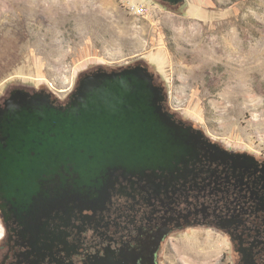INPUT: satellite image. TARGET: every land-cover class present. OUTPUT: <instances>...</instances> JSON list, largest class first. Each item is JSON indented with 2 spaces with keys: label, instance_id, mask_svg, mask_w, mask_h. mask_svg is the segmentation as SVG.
<instances>
[{
  "label": "rangeland",
  "instance_id": "obj_1",
  "mask_svg": "<svg viewBox=\"0 0 264 264\" xmlns=\"http://www.w3.org/2000/svg\"><path fill=\"white\" fill-rule=\"evenodd\" d=\"M7 1L0 105L13 89L43 90L65 104L85 73L142 65L164 89L168 112L264 160V0ZM212 245L185 238L174 247L185 261L204 249L207 264Z\"/></svg>",
  "mask_w": 264,
  "mask_h": 264
},
{
  "label": "flooded vegetation",
  "instance_id": "obj_2",
  "mask_svg": "<svg viewBox=\"0 0 264 264\" xmlns=\"http://www.w3.org/2000/svg\"><path fill=\"white\" fill-rule=\"evenodd\" d=\"M198 146L171 173L117 175L103 203L0 216V264H203L180 260L185 238L212 241L207 264H264V160Z\"/></svg>",
  "mask_w": 264,
  "mask_h": 264
},
{
  "label": "water",
  "instance_id": "obj_3",
  "mask_svg": "<svg viewBox=\"0 0 264 264\" xmlns=\"http://www.w3.org/2000/svg\"><path fill=\"white\" fill-rule=\"evenodd\" d=\"M165 100L142 65L85 73L65 104L43 90H11L0 105V216L103 203L117 175L186 164L204 135L177 124Z\"/></svg>",
  "mask_w": 264,
  "mask_h": 264
},
{
  "label": "bare ground",
  "instance_id": "obj_4",
  "mask_svg": "<svg viewBox=\"0 0 264 264\" xmlns=\"http://www.w3.org/2000/svg\"><path fill=\"white\" fill-rule=\"evenodd\" d=\"M0 24L4 23L3 20L9 17V6L7 0H0Z\"/></svg>",
  "mask_w": 264,
  "mask_h": 264
}]
</instances>
